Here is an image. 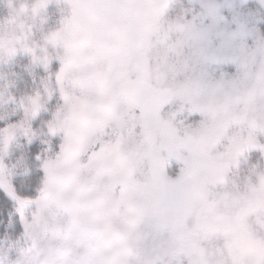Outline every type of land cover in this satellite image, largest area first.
Listing matches in <instances>:
<instances>
[{"label": "snow or ice", "instance_id": "obj_1", "mask_svg": "<svg viewBox=\"0 0 264 264\" xmlns=\"http://www.w3.org/2000/svg\"><path fill=\"white\" fill-rule=\"evenodd\" d=\"M0 264H264V0H0Z\"/></svg>", "mask_w": 264, "mask_h": 264}]
</instances>
